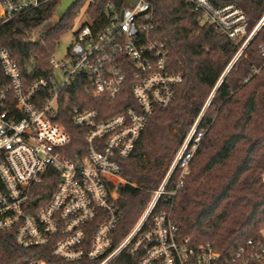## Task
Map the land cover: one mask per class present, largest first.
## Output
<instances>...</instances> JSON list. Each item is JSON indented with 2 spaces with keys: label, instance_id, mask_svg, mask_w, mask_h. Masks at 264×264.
I'll return each instance as SVG.
<instances>
[{
  "label": "built area",
  "instance_id": "2783aa9c",
  "mask_svg": "<svg viewBox=\"0 0 264 264\" xmlns=\"http://www.w3.org/2000/svg\"><path fill=\"white\" fill-rule=\"evenodd\" d=\"M48 1L0 0V27ZM187 3L203 25L238 47L232 65L264 28L263 15L249 31L246 13L233 2ZM90 4H99L98 18L81 22L63 58L50 60L47 78L29 80L0 49V231L12 233L24 250L41 251L29 264H261L264 229L262 240H249L230 260L209 243L183 237L172 217L170 202L184 189L208 131L201 122L209 104L142 214L124 227L122 191L142 188L123 178L122 163L150 116L174 103L184 78L171 71L166 46L151 39L156 24L150 0ZM260 55L264 59V43ZM262 70L255 68L246 82ZM127 87L132 100L120 99ZM105 102L125 107L107 118L90 107ZM68 125L79 129L82 147L73 146Z\"/></svg>",
  "mask_w": 264,
  "mask_h": 264
},
{
  "label": "trees",
  "instance_id": "16d2710c",
  "mask_svg": "<svg viewBox=\"0 0 264 264\" xmlns=\"http://www.w3.org/2000/svg\"><path fill=\"white\" fill-rule=\"evenodd\" d=\"M62 1L49 0L0 27V49L11 54L29 80L47 78L52 73L50 60L89 0H79L54 27L52 20ZM110 1L123 6L121 0L98 3ZM225 1L244 10L249 31L264 15V0ZM150 3L156 24L151 39L166 46L170 69L182 74L184 82L176 90L174 103L150 116L133 154L122 163L123 178L142 188L122 191L124 227L130 228L142 214L150 192L160 185L187 134L209 104L201 122L207 134L191 162L184 189L170 202L171 213L183 237L196 245L209 243L224 259L231 260L249 240H262L264 229V59L260 55L264 28L245 55L232 65L238 47L203 25L187 0ZM90 8L92 18H98L99 4H90ZM35 31L42 32L37 39L33 38ZM260 67L262 73L246 82ZM83 94L89 98L86 91ZM124 97L132 100L129 87L120 99ZM90 107L107 118L125 106L105 102ZM68 129L73 146L82 147L79 129L72 125ZM176 178L178 173L173 182ZM40 252L20 248L12 233L0 231V264H29L41 258Z\"/></svg>",
  "mask_w": 264,
  "mask_h": 264
},
{
  "label": "rangeland",
  "instance_id": "374dc122",
  "mask_svg": "<svg viewBox=\"0 0 264 264\" xmlns=\"http://www.w3.org/2000/svg\"><path fill=\"white\" fill-rule=\"evenodd\" d=\"M91 0H89L86 4L85 7L81 10L80 14L78 15L76 22H75V27L72 31H70L68 34H66L62 41L60 42L56 53L54 54V57L58 60L62 59L63 56L65 55L66 51L68 50V48L70 47V45L73 42L74 39V33L75 31L80 27L81 22L82 21H86V20H90L92 18V10L90 8V3ZM42 34V32L40 31H35L33 33V38L37 39L40 37V35Z\"/></svg>",
  "mask_w": 264,
  "mask_h": 264
},
{
  "label": "water",
  "instance_id": "95a60500",
  "mask_svg": "<svg viewBox=\"0 0 264 264\" xmlns=\"http://www.w3.org/2000/svg\"><path fill=\"white\" fill-rule=\"evenodd\" d=\"M79 0H63L61 5L58 7L55 17L53 18L52 22L54 23V27L59 25L63 19L65 18L66 14L71 10V8L78 2ZM124 4H128L133 6L137 3L138 0H121ZM49 25V24H47Z\"/></svg>",
  "mask_w": 264,
  "mask_h": 264
}]
</instances>
